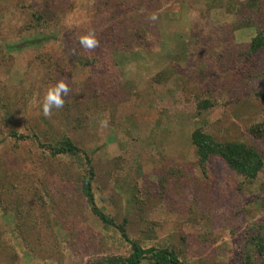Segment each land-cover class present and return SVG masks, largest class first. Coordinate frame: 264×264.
<instances>
[{
    "label": "rangeland",
    "instance_id": "374dc122",
    "mask_svg": "<svg viewBox=\"0 0 264 264\" xmlns=\"http://www.w3.org/2000/svg\"><path fill=\"white\" fill-rule=\"evenodd\" d=\"M89 31L93 50L80 43ZM259 34L264 0H0V264L128 254L81 193L85 154L96 205L143 248L260 264L264 163L252 181L218 157L203 170L191 140L199 127L264 158V43L249 54ZM60 80L71 91L45 116ZM65 137L75 155L41 146Z\"/></svg>",
    "mask_w": 264,
    "mask_h": 264
},
{
    "label": "trees",
    "instance_id": "16d2710c",
    "mask_svg": "<svg viewBox=\"0 0 264 264\" xmlns=\"http://www.w3.org/2000/svg\"><path fill=\"white\" fill-rule=\"evenodd\" d=\"M262 37L257 35L251 40L249 54L255 53L263 45ZM200 106L206 107L207 102ZM18 139H23V134H12ZM192 143L196 146L197 160L200 167L205 170L207 161L211 157L221 158L226 165L236 173L240 174L245 180L252 181L256 178L258 172L262 169L264 158L262 154L253 146L239 141H219L210 133L197 127L191 133ZM48 148L52 156L64 154H76L79 150L77 146L68 137L63 138L55 144H41ZM85 174L81 178L80 190L85 197L91 211L106 226H115L119 229L122 237L129 242L130 251L127 255H108L105 256L100 264H141L143 259L149 258L153 264H185L176 254L163 248H143L136 241L131 240L125 232V226L122 223H116L112 217L104 213L95 203L92 190V180L94 178V169L91 161L85 154ZM255 248L259 256L263 258L260 264H264V244L257 240ZM249 257V256H247Z\"/></svg>",
    "mask_w": 264,
    "mask_h": 264
},
{
    "label": "clouds",
    "instance_id": "9594fccd",
    "mask_svg": "<svg viewBox=\"0 0 264 264\" xmlns=\"http://www.w3.org/2000/svg\"><path fill=\"white\" fill-rule=\"evenodd\" d=\"M80 43L82 47L88 50H93L99 46V42L94 31H89L88 33L82 35L80 37ZM70 91V87L64 80H60L55 86L50 87L44 97L42 106L43 114L45 116H50L54 108H63L66 102L65 98L68 96Z\"/></svg>",
    "mask_w": 264,
    "mask_h": 264
}]
</instances>
